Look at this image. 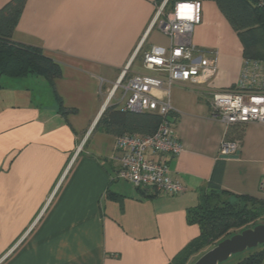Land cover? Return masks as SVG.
<instances>
[{"label":"crops","instance_id":"0c3cea01","mask_svg":"<svg viewBox=\"0 0 264 264\" xmlns=\"http://www.w3.org/2000/svg\"><path fill=\"white\" fill-rule=\"evenodd\" d=\"M163 1L26 0L13 39L41 47L59 64L55 89L76 112L60 113L39 76L2 79L0 264H168L199 235L187 209L209 191L218 160L223 190L264 198V124H244L237 138L211 114V91L233 89L243 66L242 45L212 0H199L202 21L191 39L216 53L217 73L210 87L176 83L169 94L172 134L183 149L163 159L185 191L155 194L116 177L115 135L94 124L123 69L156 74L143 67L142 55L151 46L169 47V38L150 28ZM136 61L140 70H133ZM225 138L239 139L240 148L221 158Z\"/></svg>","mask_w":264,"mask_h":264},{"label":"built area","instance_id":"2783aa9c","mask_svg":"<svg viewBox=\"0 0 264 264\" xmlns=\"http://www.w3.org/2000/svg\"><path fill=\"white\" fill-rule=\"evenodd\" d=\"M166 2L164 0L157 7L150 28L154 27L166 35L169 47L151 46L142 55L143 67L156 74L129 75L127 66L106 92L103 108L116 103L123 110L153 112L160 116L157 129L150 135L115 136L116 177L137 188H150L155 194L177 195L185 191V186L171 177L167 162L163 159V156L177 155L183 149L179 139L172 134L168 118L172 109L170 89L176 83L210 87L217 73V65L216 53L212 52L209 56L191 39L195 27L202 21L201 2L178 0L170 11L165 10ZM119 90L120 94L117 95ZM209 104L212 116L227 127L250 122L264 124V62L243 61L234 88L213 89ZM81 147L82 144L77 147V152ZM239 148V139L225 138L219 146V157H231ZM147 152L159 157H146ZM260 188L264 191V181Z\"/></svg>","mask_w":264,"mask_h":264},{"label":"trees","instance_id":"16d2710c","mask_svg":"<svg viewBox=\"0 0 264 264\" xmlns=\"http://www.w3.org/2000/svg\"><path fill=\"white\" fill-rule=\"evenodd\" d=\"M172 0H167L165 9ZM216 3L241 45L243 61L264 62V0H212ZM26 0H9L0 8V87L3 77L23 78L36 75L45 79L53 91L59 112H76L63 106L55 89L54 80L61 76L59 64L45 55L39 46L17 42L13 32ZM175 3V2H174ZM173 3V5H174ZM160 116L153 112L123 110L116 103L105 107L94 130L112 134L150 135L155 132ZM244 124L229 128L234 137L241 138ZM224 160L213 168L209 191L199 196L196 205L187 209L188 223L199 226V235L182 248L168 264H193L202 254L221 240L243 229L264 223V198L238 195L223 190L220 180ZM232 195L242 203L221 199L219 195ZM263 247L244 251L229 257L221 264H264Z\"/></svg>","mask_w":264,"mask_h":264},{"label":"water","instance_id":"95a60500","mask_svg":"<svg viewBox=\"0 0 264 264\" xmlns=\"http://www.w3.org/2000/svg\"><path fill=\"white\" fill-rule=\"evenodd\" d=\"M104 109L105 108H103V110ZM263 244L264 223H260L253 227L243 229L240 232L221 240L211 249L202 254L193 264H221L234 254L241 253L246 249H252Z\"/></svg>","mask_w":264,"mask_h":264},{"label":"rangeland","instance_id":"374dc122","mask_svg":"<svg viewBox=\"0 0 264 264\" xmlns=\"http://www.w3.org/2000/svg\"><path fill=\"white\" fill-rule=\"evenodd\" d=\"M156 29V28H155ZM140 70V63L138 62V61H136L135 63H134V65H133V70ZM4 78V77H3ZM2 78V79H3ZM2 79H1V82H2ZM49 94L51 95L52 93H51V89L49 90ZM120 94V90L117 92V95H119ZM44 104H46L47 105V101L49 102V97H48V99L46 98V96H45V94H44ZM232 134V133H231ZM233 135V134H232ZM219 197L221 198V199H225V200H227V201H230V202H238V203H242L241 202V200H240V198H237V197H234V196H232V195H225V194H223V195H219ZM259 247L261 248V247H263L262 245H258L256 248H258L259 249ZM252 249H254V248H252ZM250 251L251 249H246L245 251ZM244 252V251H243ZM243 252H241V253H243ZM241 253H238V254H241ZM238 254H234V255H232L233 257L235 256V255H238ZM230 259V258H229Z\"/></svg>","mask_w":264,"mask_h":264}]
</instances>
